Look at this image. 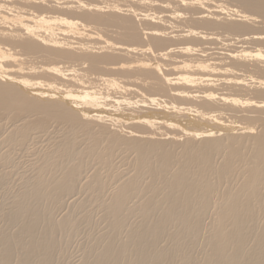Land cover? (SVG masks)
Segmentation results:
<instances>
[{
    "label": "bare ground",
    "instance_id": "bare-ground-1",
    "mask_svg": "<svg viewBox=\"0 0 264 264\" xmlns=\"http://www.w3.org/2000/svg\"><path fill=\"white\" fill-rule=\"evenodd\" d=\"M212 1L0 0L8 140L63 133L0 214V264L65 259L58 235L88 201L56 214L88 159L107 229L79 264H264V0ZM222 41L259 48L211 53ZM118 153L135 170L103 201Z\"/></svg>",
    "mask_w": 264,
    "mask_h": 264
},
{
    "label": "rangeland",
    "instance_id": "rangeland-1",
    "mask_svg": "<svg viewBox=\"0 0 264 264\" xmlns=\"http://www.w3.org/2000/svg\"><path fill=\"white\" fill-rule=\"evenodd\" d=\"M214 1L215 0L212 1L213 4H216ZM138 7H139V4H138ZM112 29L113 28H110V31ZM257 31H259L258 33H261V32H264V29L259 28ZM108 34L115 35L112 31L108 32ZM112 39H116V36H112ZM227 42L222 41L221 43H223V44L227 43L229 48L227 45L223 46V45L219 44V45H215L216 47L212 45L213 47L211 46V48H213V50H211L212 52L211 51L210 52L215 53L217 51L219 53L220 52L229 53L230 51H235L237 49L241 50L240 47H243V46L246 49H250V48L256 49V47L259 48L255 44H253V45L248 44L250 46H248L246 44V45L242 46L241 44L235 43L234 41H227ZM232 42H233V44H232ZM234 44H236V45H234ZM219 46H221V47H219ZM224 47H227L228 50H226L227 48L224 49ZM215 48H217V49H215ZM222 48H223V50H222ZM240 74H241V72H240ZM111 93H113V95L116 97L115 98L113 96L114 98H111V99H115V100L118 99L116 101L114 100L115 102H120L123 99H127L126 98L127 95H128L127 96L128 99H132L133 101H137L139 96H140V95L132 93V92L131 93L127 92L128 94L127 93L126 94L125 93H118V96L115 95L114 92H111ZM119 95H121L122 97ZM123 95L124 96L126 95V96L123 98ZM110 96H111V94H110ZM251 97L254 98L255 100H257L255 95H252ZM119 98H120V101H119ZM0 124H1V129H0L1 130L0 131V214H2L3 210L9 206V204L14 199L16 194L18 192H20L21 190H23V188L25 186V185H23V183H25V180L31 181L30 179H33V177L37 173L36 170L38 169L37 166H39V164H40V159L43 157V155H44V153H46V151H48V150L50 151V149L52 150V148L53 149L55 148L57 141L61 139V137L63 136V133H60V132H62V131H60L61 127L56 128L57 126L54 125V127H51L49 132L47 134L45 133V135H44V133H41V134H38L35 136L32 135V137H34L33 140L31 137L29 139V141L24 145V147H23L24 149H23L22 147H18L15 143L8 140V135L12 131L11 128H13L14 124L10 121H7V120L1 121ZM36 136H39V137H36ZM35 138H36V140H34ZM45 139H48V140H45ZM49 139H51V140H49ZM183 139H185V138H183ZM52 142H54V143L56 142V143L52 144ZM50 143L52 144V146ZM45 145H47V146H45ZM45 149H46V151H45ZM121 154L118 153L114 157L115 160H114V158L112 159V165L114 166L113 167V173L115 174V179H113L114 177H112V178L109 177L110 179L113 180V182L111 183L109 188L106 190V192H105L106 194L104 193L103 196H101V199L103 201H109L111 199L112 193H113L112 189H114V186L116 185V182H117L116 179H117L119 174H124V176L125 175L128 176V175H130V172L132 174L135 170V167H133L134 164L132 162L135 159L134 155L129 153L128 157L126 158V155H121ZM129 157H131V158H129ZM123 158H124V161H123ZM120 160H121V162H120ZM35 161H38V162L35 163ZM220 161L221 160L218 158L216 160V164L219 165ZM88 162H89V164H88L87 168H85V170H84L85 173H83V175H82L84 177L81 176V178H80L81 181H80L79 187H83V188H80L82 191L79 189L78 190L79 192L74 193V196L72 195V197L71 196L67 197L65 199L66 202L64 204V207L61 209V211L59 210L61 213L60 217L58 216L59 211L56 214V219L59 220L65 214H67L69 206L71 208V204H74V203L80 202V201H84V202L88 201L85 204V207L83 209H81L83 211H81L75 215V219L77 220V224L75 225L76 227H74L75 230L69 234L59 233L57 250L64 252L66 256L64 255L65 259H63V257L61 255H57L53 264H79L82 261V258L84 256V251L86 249H89L91 247V245L93 244V242L96 239H98L103 234V232H105V230L107 229V221L105 220L102 209L101 208L99 209L100 206H99L98 202H95L93 200L89 201L90 195H89V192L87 191V189H85L86 188L85 184H87V182L90 181L91 176L94 175L96 173V171L102 167L97 165L95 163L96 161H94L93 159H92V162L90 159H88ZM120 163H122V165H120ZM127 163L129 164V166L127 165ZM94 164H96V166ZM33 166H35V167H33ZM127 168H128V170L130 168V171L126 170ZM90 169H93V170H90ZM132 169H133V171H132ZM102 172L105 176L108 175V173H106L107 175L105 174V172H107V170L104 169ZM92 173H94V174H92ZM236 178L237 177H235V180H236ZM83 179H87L88 181L83 180ZM239 179H237V182L236 181L234 182V185H232V186L231 185H225V186H223V188H220L218 191L220 192L221 189H222V191H226V190L234 188V186H236L238 183H240L241 179L240 180ZM83 192L85 194L87 193V195L86 196H84V194L82 195ZM216 194H218V192ZM87 196L89 199H87ZM216 196L217 195H214L215 201L218 200L217 199L218 196L217 197ZM214 211H215V208H213V211H212L211 215L209 216L207 223L210 222V219L212 218ZM134 219L135 220H133V219L132 220L137 221L136 218H134ZM132 220H131V222H132ZM126 222H127V224H129L130 218H128L126 220ZM1 227H3L2 221H0V228Z\"/></svg>",
    "mask_w": 264,
    "mask_h": 264
}]
</instances>
